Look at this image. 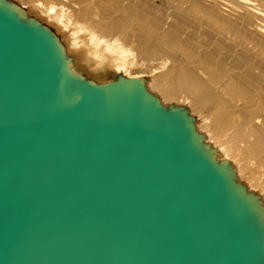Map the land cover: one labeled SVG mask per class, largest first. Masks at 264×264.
<instances>
[{
  "label": "water",
  "instance_id": "95a60500",
  "mask_svg": "<svg viewBox=\"0 0 264 264\" xmlns=\"http://www.w3.org/2000/svg\"><path fill=\"white\" fill-rule=\"evenodd\" d=\"M10 6L0 0V264H264L255 202L185 113L139 80L81 81L54 35Z\"/></svg>",
  "mask_w": 264,
  "mask_h": 264
},
{
  "label": "bare ground",
  "instance_id": "6f19581e",
  "mask_svg": "<svg viewBox=\"0 0 264 264\" xmlns=\"http://www.w3.org/2000/svg\"><path fill=\"white\" fill-rule=\"evenodd\" d=\"M4 1L23 24L54 35L81 81L139 80L163 109L185 113L264 223V0H166V10L154 0H32L21 12Z\"/></svg>",
  "mask_w": 264,
  "mask_h": 264
},
{
  "label": "rangeland",
  "instance_id": "374dc122",
  "mask_svg": "<svg viewBox=\"0 0 264 264\" xmlns=\"http://www.w3.org/2000/svg\"><path fill=\"white\" fill-rule=\"evenodd\" d=\"M11 3H12V8L15 10V11H17V12H21V11H23V10H28V9H30L29 7H30V5H29V3H33V1H37V0H9ZM32 1V2H31ZM38 1H41L42 3H44V5H48V4H50V2H54V0H38ZM166 0H154V2H155V4L157 5V6H159V8L161 9H163V10H166L167 8H171V6H168L167 5V3L165 2ZM28 3V4H27ZM18 4V5H17ZM20 5V6H19ZM29 5V6H28ZM75 6V4L73 3V4H71V7L73 8L74 6ZM174 5H177L178 7H181V8H185L186 9V13L188 14L189 13V15L190 16H193L192 18H196L195 16L196 15H194V13L192 12V8H190V6L188 5V3H186V2H184V1H178V2H174L173 4H172V6H174ZM17 7V8H16ZM26 8H28V9H26ZM23 9V10H22ZM180 14V13H179ZM100 17V16H99ZM200 18V20H206V18H204V17H201L200 15H198V19ZM197 19V18H196ZM197 19V20H198ZM211 24H208V25H205V26H210ZM213 29H215L216 30V27H204L203 29H200V31L202 32V33H204L205 31H208V32H213V33H216V31L215 30H213ZM134 55H136L135 54V52H134ZM69 72H71V71H69ZM121 78V77H120Z\"/></svg>",
  "mask_w": 264,
  "mask_h": 264
}]
</instances>
